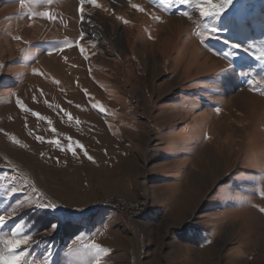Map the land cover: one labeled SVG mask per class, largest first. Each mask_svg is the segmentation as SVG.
Returning <instances> with one entry per match:
<instances>
[{
  "label": "rangeland",
  "instance_id": "rangeland-1",
  "mask_svg": "<svg viewBox=\"0 0 264 264\" xmlns=\"http://www.w3.org/2000/svg\"><path fill=\"white\" fill-rule=\"evenodd\" d=\"M97 3L0 0V241L29 236L26 264H264V0Z\"/></svg>",
  "mask_w": 264,
  "mask_h": 264
},
{
  "label": "snow or ice",
  "instance_id": "snow-or-ice-1",
  "mask_svg": "<svg viewBox=\"0 0 264 264\" xmlns=\"http://www.w3.org/2000/svg\"><path fill=\"white\" fill-rule=\"evenodd\" d=\"M88 3L90 5L93 6H98L97 0H80V8L78 9V11L81 13V22H84V5L85 3ZM167 2L169 4H171L172 0H167ZM179 3H190L191 0H178ZM207 4L210 6L207 9H203L202 10V15L205 17H212L215 21H221V17L224 16V14L226 13V10L229 9L230 6L234 5L236 0H219L218 3L213 2V0H206ZM133 8L139 10V11H144V9L140 8L138 5L133 4L132 5ZM43 17H46L48 19H54V17L51 16L50 13L48 12H44L41 14ZM185 16H187V13H184ZM124 23H127V21H123ZM204 28L207 30V32L210 34L212 33H216L218 29L215 25L209 27V25L205 24ZM86 35V33H84L83 31L80 34V40H82L84 38V36ZM16 39H20L19 37H16ZM203 42V41H202ZM68 47H76L78 48V50L80 51L81 55H84V53L86 52L85 47H83L81 45V43L78 41H76L74 44L71 45H66ZM251 46H249V48H242V46L240 44H232L231 45V49L228 52L223 53L222 55L226 58V59H230L231 57H234L236 55V52L232 51V49H239L244 51L245 53H248L249 55H252V52L250 51ZM55 51V49L53 50ZM60 51H63V49H60ZM52 52H49V55H51ZM258 61L264 62V48L260 49V54L257 55L255 57ZM34 74H40V73H35L34 70ZM85 94L87 95V92L85 90ZM18 105L21 107L22 110H27L23 104L21 102L18 101ZM93 108H98L100 111H104L103 107L101 105L98 104H92L91 105ZM217 112H219L220 110L217 108L216 109ZM32 115L40 118V119H44L43 117H41V114L36 113V112H32ZM69 119H72L71 114H67ZM48 123H51V121H48ZM51 131L55 132V129L52 128L50 129ZM38 139H43L38 137ZM71 140V138H69ZM49 143H55V144H59V141L53 140V141H48ZM80 148L82 151H84L85 155H87L86 149H84L83 145L80 144L78 141L75 142V144L73 143H69L68 144V150L75 155L76 154V149ZM88 159H92V157L88 156ZM262 196H264V193L261 194ZM41 208H45V209H54L56 207V205L54 204H49V203H45V204H41L40 205ZM261 211H264V208L260 209ZM5 224V217L3 215H0V226H3ZM20 226L17 225L16 228L18 229ZM53 230H55V228L57 227L56 225H52L51 226ZM12 236L15 237L17 236V232L13 231L12 232ZM30 241V237L29 236H23L22 238H16V239H7L4 241H0L5 245L6 248V252L8 253V255H3L0 254V264H22V261H24V257L26 255L25 253V247L29 244ZM92 248L95 250V253L97 254V256H99L100 254H103L105 252V249L103 247H101L99 244H93ZM24 264H26V261H24Z\"/></svg>",
  "mask_w": 264,
  "mask_h": 264
},
{
  "label": "bare ground",
  "instance_id": "bare-ground-1",
  "mask_svg": "<svg viewBox=\"0 0 264 264\" xmlns=\"http://www.w3.org/2000/svg\"><path fill=\"white\" fill-rule=\"evenodd\" d=\"M133 214H139L140 212L144 211V204L140 206H131L130 208ZM138 216V215H137Z\"/></svg>",
  "mask_w": 264,
  "mask_h": 264
},
{
  "label": "trees",
  "instance_id": "trees-1",
  "mask_svg": "<svg viewBox=\"0 0 264 264\" xmlns=\"http://www.w3.org/2000/svg\"><path fill=\"white\" fill-rule=\"evenodd\" d=\"M248 9H249V8H248ZM250 17H254V16L250 15ZM244 59H247V60H248L249 57H244ZM254 61H255V60H254ZM254 64L257 65V66H259V65H260V61H257V60H256V62H254ZM235 65L238 66V65H239L238 62H235Z\"/></svg>",
  "mask_w": 264,
  "mask_h": 264
},
{
  "label": "built area",
  "instance_id": "built-area-1",
  "mask_svg": "<svg viewBox=\"0 0 264 264\" xmlns=\"http://www.w3.org/2000/svg\"><path fill=\"white\" fill-rule=\"evenodd\" d=\"M121 201V200H120ZM135 216H137V215H135Z\"/></svg>",
  "mask_w": 264,
  "mask_h": 264
}]
</instances>
